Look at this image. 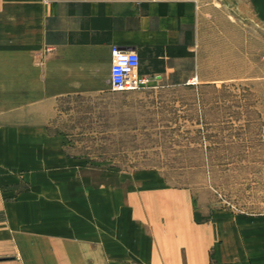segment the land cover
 Returning <instances> with one entry per match:
<instances>
[{"label": "crops", "instance_id": "1", "mask_svg": "<svg viewBox=\"0 0 264 264\" xmlns=\"http://www.w3.org/2000/svg\"><path fill=\"white\" fill-rule=\"evenodd\" d=\"M217 7L264 21V0H0V264H264V217L92 181L54 128L68 97L108 86L112 47L146 87L190 78Z\"/></svg>", "mask_w": 264, "mask_h": 264}, {"label": "rangeland", "instance_id": "2", "mask_svg": "<svg viewBox=\"0 0 264 264\" xmlns=\"http://www.w3.org/2000/svg\"><path fill=\"white\" fill-rule=\"evenodd\" d=\"M197 44L187 80L68 97L54 128L92 181L161 182L196 214L264 217V21L217 7Z\"/></svg>", "mask_w": 264, "mask_h": 264}, {"label": "built area", "instance_id": "3", "mask_svg": "<svg viewBox=\"0 0 264 264\" xmlns=\"http://www.w3.org/2000/svg\"><path fill=\"white\" fill-rule=\"evenodd\" d=\"M149 76L138 72V58L134 51L112 47L108 69V88L111 91H126L145 88Z\"/></svg>", "mask_w": 264, "mask_h": 264}]
</instances>
